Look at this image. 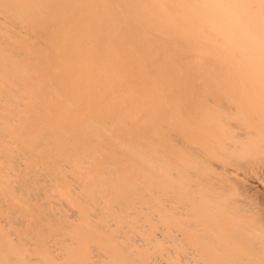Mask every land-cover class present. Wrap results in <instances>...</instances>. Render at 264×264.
Returning a JSON list of instances; mask_svg holds the SVG:
<instances>
[{"label": "bare ground", "instance_id": "obj_1", "mask_svg": "<svg viewBox=\"0 0 264 264\" xmlns=\"http://www.w3.org/2000/svg\"><path fill=\"white\" fill-rule=\"evenodd\" d=\"M0 264H264V0H0Z\"/></svg>", "mask_w": 264, "mask_h": 264}]
</instances>
